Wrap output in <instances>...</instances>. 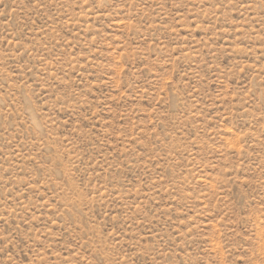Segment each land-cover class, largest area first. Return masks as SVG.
<instances>
[{"label":"rangeland","instance_id":"rangeland-1","mask_svg":"<svg viewBox=\"0 0 264 264\" xmlns=\"http://www.w3.org/2000/svg\"><path fill=\"white\" fill-rule=\"evenodd\" d=\"M0 264H264V0H0Z\"/></svg>","mask_w":264,"mask_h":264}]
</instances>
